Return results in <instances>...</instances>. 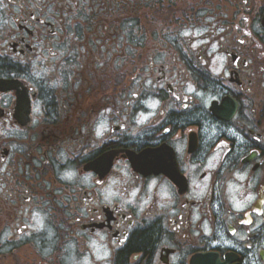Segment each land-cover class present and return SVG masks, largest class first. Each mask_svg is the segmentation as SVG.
Masks as SVG:
<instances>
[{
  "label": "flooded vegetation",
  "instance_id": "1",
  "mask_svg": "<svg viewBox=\"0 0 264 264\" xmlns=\"http://www.w3.org/2000/svg\"><path fill=\"white\" fill-rule=\"evenodd\" d=\"M0 264H264V0H0Z\"/></svg>",
  "mask_w": 264,
  "mask_h": 264
},
{
  "label": "trees",
  "instance_id": "2",
  "mask_svg": "<svg viewBox=\"0 0 264 264\" xmlns=\"http://www.w3.org/2000/svg\"><path fill=\"white\" fill-rule=\"evenodd\" d=\"M143 239H141L137 244L139 248H144L147 249V247H149L152 244V238H153V234H148L145 235L144 237H142Z\"/></svg>",
  "mask_w": 264,
  "mask_h": 264
}]
</instances>
